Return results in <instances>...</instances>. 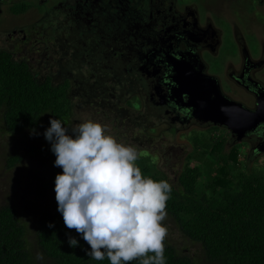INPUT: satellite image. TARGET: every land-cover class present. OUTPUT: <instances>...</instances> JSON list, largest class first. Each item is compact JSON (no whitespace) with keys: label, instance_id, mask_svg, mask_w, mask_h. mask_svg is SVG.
Listing matches in <instances>:
<instances>
[{"label":"trees","instance_id":"1","mask_svg":"<svg viewBox=\"0 0 264 264\" xmlns=\"http://www.w3.org/2000/svg\"><path fill=\"white\" fill-rule=\"evenodd\" d=\"M69 89L68 79L54 82L49 74L38 78L27 60L0 49L2 130L34 129L42 117L57 118L65 125L72 110ZM216 136L202 137L199 150L185 156L175 184L141 155L135 161L143 176L171 185L166 212L185 238L199 244V255L194 258L165 238V264H264V167L253 166L246 173L238 160L246 142L235 141L225 151L227 136ZM37 151L35 147L28 150L30 154ZM19 160L18 155L9 157L8 167ZM60 173L62 169L56 168L48 177V208L31 227L11 203L0 204V264H110L107 258L89 257L90 246L65 226L54 191L55 176ZM203 174L205 181L200 179ZM69 237L78 246H70ZM38 253L43 259H37ZM140 259L129 264H139Z\"/></svg>","mask_w":264,"mask_h":264},{"label":"rangeland","instance_id":"2","mask_svg":"<svg viewBox=\"0 0 264 264\" xmlns=\"http://www.w3.org/2000/svg\"><path fill=\"white\" fill-rule=\"evenodd\" d=\"M24 2L27 0L4 1L5 6L13 5L11 8L16 11L24 7L20 5ZM27 4L32 7L27 10L25 7L15 15L0 13V49L9 51L16 59L27 60L38 78L49 74L54 82L69 80L72 110L64 125L68 134L72 135V129L84 121L99 122L105 126L106 134L118 143L134 147L138 156L147 159L175 184L185 156L199 150L202 137L215 139L216 134L226 133L222 127L211 126L213 123L171 122L163 108H155L148 102V88L144 81L137 80V72L132 76L112 71L121 65V59L101 58L110 56L109 50L99 41L96 45L97 38L92 39L88 33L90 24L77 18L74 9L56 8V13H50L48 4ZM259 15L256 17L263 24ZM12 29H16L15 34ZM97 35L100 40H107L108 34L98 31ZM136 50L139 62V49ZM48 127L50 123L45 117L34 129L18 133L0 127V204L11 203L30 227L37 215L48 208L51 194L45 183L51 172L59 168L54 165L56 157L51 143L44 137ZM230 144L228 139L225 151ZM32 147L39 151L30 154L28 150ZM245 148L240 147L238 156L242 170L248 173L253 166L264 167V155H249ZM14 155L20 160L8 167L9 157ZM200 179L205 181V175ZM162 224L168 228L167 240L197 258L199 244L185 238L168 214ZM29 234L33 236L32 231Z\"/></svg>","mask_w":264,"mask_h":264},{"label":"flooded vegetation","instance_id":"3","mask_svg":"<svg viewBox=\"0 0 264 264\" xmlns=\"http://www.w3.org/2000/svg\"><path fill=\"white\" fill-rule=\"evenodd\" d=\"M4 1L0 13L11 15L31 8L27 3L48 4L50 13L74 9L77 18L90 24L88 33L97 38L96 45L109 50L111 55L101 58L121 59L112 71L132 76L137 72V80L148 88V102L163 108L173 123L200 124L183 107L188 98L182 87L171 89L174 71L212 76L213 85L246 108L255 109L258 97L264 101V23L256 17L260 13L264 21V0H27L18 11ZM98 31L108 34L107 40H100ZM212 125L222 127L227 140L235 142L229 128ZM245 135L240 141L246 142L242 146L248 154L264 155L255 152L264 141V123Z\"/></svg>","mask_w":264,"mask_h":264},{"label":"clouds","instance_id":"4","mask_svg":"<svg viewBox=\"0 0 264 264\" xmlns=\"http://www.w3.org/2000/svg\"><path fill=\"white\" fill-rule=\"evenodd\" d=\"M49 123L44 137L55 154L54 165L62 169L55 176L57 211L90 246L86 254L110 264L138 258L139 264H165L168 228L162 222L171 185L143 176L135 164L137 150L118 143L99 122L79 123L72 135L59 119ZM68 243L78 246L73 237Z\"/></svg>","mask_w":264,"mask_h":264},{"label":"water","instance_id":"5","mask_svg":"<svg viewBox=\"0 0 264 264\" xmlns=\"http://www.w3.org/2000/svg\"><path fill=\"white\" fill-rule=\"evenodd\" d=\"M171 74V89L182 87V93L188 98L183 107L190 118L226 126L232 131L234 141L242 140L248 131L264 123V101H259V97L256 108L249 109L224 95L217 83L213 85L212 76H189L178 71ZM256 150V153L264 151V141Z\"/></svg>","mask_w":264,"mask_h":264}]
</instances>
